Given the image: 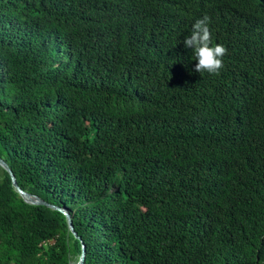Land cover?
Returning <instances> with one entry per match:
<instances>
[{
    "label": "trees",
    "instance_id": "trees-1",
    "mask_svg": "<svg viewBox=\"0 0 264 264\" xmlns=\"http://www.w3.org/2000/svg\"><path fill=\"white\" fill-rule=\"evenodd\" d=\"M0 160V264H264V0H0Z\"/></svg>",
    "mask_w": 264,
    "mask_h": 264
},
{
    "label": "clouds",
    "instance_id": "clouds-1",
    "mask_svg": "<svg viewBox=\"0 0 264 264\" xmlns=\"http://www.w3.org/2000/svg\"><path fill=\"white\" fill-rule=\"evenodd\" d=\"M210 17L205 14L192 25L190 35L186 36L183 44L190 49L196 61L194 71L218 75L223 68V57L227 49L221 45L211 43V31L209 28Z\"/></svg>",
    "mask_w": 264,
    "mask_h": 264
},
{
    "label": "water",
    "instance_id": "water-1",
    "mask_svg": "<svg viewBox=\"0 0 264 264\" xmlns=\"http://www.w3.org/2000/svg\"><path fill=\"white\" fill-rule=\"evenodd\" d=\"M0 167L8 174L12 188L18 194V196L22 199L24 203L29 204V205L44 206V207H47L49 209L59 212L65 218L68 231L71 233V235L74 238H77L72 229L70 218L66 210L50 205L48 203H45L44 201L40 200L38 197L23 192L17 186L12 173L10 172L7 165L2 160H0ZM83 254H84V248L81 246L79 258L75 264H83Z\"/></svg>",
    "mask_w": 264,
    "mask_h": 264
}]
</instances>
